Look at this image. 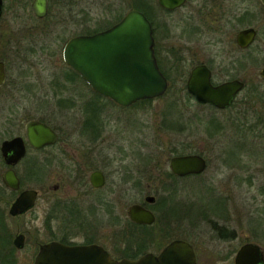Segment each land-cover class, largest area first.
Segmentation results:
<instances>
[{
	"label": "flooded vegetation",
	"instance_id": "af4514ba",
	"mask_svg": "<svg viewBox=\"0 0 264 264\" xmlns=\"http://www.w3.org/2000/svg\"><path fill=\"white\" fill-rule=\"evenodd\" d=\"M42 1L45 7L43 13L37 9L40 3H43ZM98 6L104 9L103 12L93 13L94 8ZM127 7L129 8L125 11ZM132 10L143 13L151 26L155 61L167 81L166 90L158 97L171 91L174 96L183 98L185 113L181 121L182 131L188 128L186 112L190 100L198 106H207L216 112L237 108V105L241 107L240 104H248L254 100L252 99L254 97H258L264 104V76L261 74L264 64L258 68L255 62L257 55L264 56L263 0H0V20L3 17H11V22L18 24L19 20L26 19L22 25L18 24L17 31L23 34L17 44L19 50L24 49L28 54L46 52L53 45L55 47L63 45L64 49L70 39L105 31L119 23ZM63 49L62 60L64 61ZM0 62L3 63L5 72L1 88L7 79V68L2 60ZM66 66L72 74L84 82L92 96L85 105V121L82 125L81 136L71 142L70 138L62 136V131L58 126L38 118H30L24 123L22 135L9 136L8 131L3 133L5 137L0 142V158L6 168L1 174L0 202H6L9 205L7 213L11 218L27 215L34 209L37 200L43 203L39 215L41 219L39 237L41 238L37 244L33 261L39 247L50 242H59L68 246L97 245L114 259L128 258L126 254L136 251L137 256L129 259L138 258L145 254L138 253L140 246H121L120 241L117 245H113V248L122 254V257H117L109 251L106 247V241L112 238L109 226L110 224L118 226L124 224L125 226L117 229L120 232L124 231L122 236L125 237L123 236L122 239L136 240L142 228L149 224L131 220L130 207L140 205L149 210L155 222L157 217L155 205L159 201L152 196V201L146 202V196L144 202L131 203L128 207L125 206V218H122L115 210L114 203L109 197L110 191L138 192L142 189V175L137 174L136 171L138 165L141 167V144L137 148H131L134 159L137 156L136 160H140L138 162L124 163V159L129 155L125 152L124 144L118 146L116 152L109 154L112 156L109 158L103 149L106 145L116 146L114 141L103 134L105 126L104 122L99 120V109L96 102L106 100L108 104L123 114L126 111L124 109H130L131 106L158 97L140 99L126 106L120 105L95 92L78 72L69 65L66 64ZM197 67H200L203 77L208 74V81L213 88L225 83H240V87L231 94L225 106L219 107L211 102L198 101L189 91L188 80L192 71ZM254 75L259 79L257 83L253 82ZM172 85L176 88L171 89ZM221 94L227 95L228 92L224 91ZM177 102L173 100V103L177 104ZM12 118V115L7 114L3 124L6 126L12 123ZM32 120L49 126L55 133V138L50 143L40 146L31 145L25 136V125ZM83 134L85 137L82 136ZM14 137L22 139L25 151L17 162L6 164L1 151L2 143ZM177 145L174 148L169 147L171 154L169 168L173 157L185 155H199L205 161V168L199 173L184 175L175 174L170 168V172L164 176L155 174L152 170V176H155L157 180L155 189L166 190L169 193L167 199L159 203L161 206L166 204V208L174 198L172 193L179 187L183 191L187 189L189 179L202 174L208 166V160L201 151L190 152L188 139L178 142ZM12 153L13 151L8 152L9 155ZM30 157L31 160H28ZM114 159L119 161L113 167V171H116L119 178L112 180L109 184V161H114ZM150 159L152 163V158ZM26 161L32 164L28 169L25 167ZM8 169H13L19 179V187L16 189L3 183L4 172ZM20 170L25 171L26 174L38 175L40 184L37 189L24 187ZM180 180H183L181 185L177 184ZM147 188L150 189L149 184ZM30 189L36 191L33 205L24 212L10 214L9 210L17 197L23 191ZM184 203L182 215L186 218L189 207L186 202ZM4 218V210H0V227H3ZM224 228L220 227L217 232ZM19 235H21V247H17L14 243ZM26 238L23 232H17L9 243L13 248L22 249ZM180 240L188 242L185 239ZM190 245L193 247L192 244ZM161 250L150 253L157 255ZM193 250L195 252L194 247Z\"/></svg>",
	"mask_w": 264,
	"mask_h": 264
},
{
	"label": "rangeland",
	"instance_id": "374dc122",
	"mask_svg": "<svg viewBox=\"0 0 264 264\" xmlns=\"http://www.w3.org/2000/svg\"><path fill=\"white\" fill-rule=\"evenodd\" d=\"M100 6L94 8L93 13L103 12ZM11 21V17L0 20V60L7 68L6 82L0 88V142L6 131L9 136L22 135L24 123L30 118L58 126L62 136L74 142L81 136L85 105L92 97L90 90L62 60L63 45H53L46 52H35L37 54L19 50L17 42L23 33L17 31L18 24L22 25L26 19L19 20L18 24ZM256 58V67L260 68L264 56ZM258 81L254 75L253 82ZM174 88L176 86L172 85L171 89ZM168 93L124 109L123 114L106 100L96 102L99 120L105 126L103 134L116 146H104L107 155L124 144L129 154L124 163L130 161L132 164L140 160H136L137 156L134 159L131 148L141 144V167L138 165L136 171L142 175V189L138 192L110 191L115 210L125 218V206L144 202L146 196L159 201L155 205V222L142 228L136 240L122 239L124 231L118 230L124 224H110L112 238L106 241V247L113 255L122 257L113 248L119 241L121 246H140L138 253H156L172 239H185L195 249L197 264H234L236 250L247 242L258 244L264 254V104L254 97L250 103L240 104L241 107L237 105V108L216 112L190 100L186 112L188 128L182 131L183 98L174 96L171 91ZM173 100H177V104ZM7 114L13 116V121L5 126L3 120ZM186 139L190 152L201 151L208 166L202 174L189 179L187 189L183 191L179 187L174 191V198L166 208V204L159 203L167 199L169 193L155 189L157 180L152 170L163 176L170 172L169 147L174 148ZM118 162L117 159L109 161V184L119 178L113 171ZM31 165L25 162L26 169ZM5 168L0 158V183ZM21 175L24 187L38 188L37 174L23 171ZM177 184H183V180ZM184 202L189 207L186 218L182 215ZM8 207L6 202H0L5 217L0 227V264H31L41 238L39 215L43 203L37 200L31 212L18 218L8 215ZM220 227L225 228L217 232ZM17 232L27 236L22 249L13 248L9 243Z\"/></svg>",
	"mask_w": 264,
	"mask_h": 264
},
{
	"label": "water",
	"instance_id": "95a60500",
	"mask_svg": "<svg viewBox=\"0 0 264 264\" xmlns=\"http://www.w3.org/2000/svg\"><path fill=\"white\" fill-rule=\"evenodd\" d=\"M37 9L43 13L44 2ZM63 59L95 92L120 105L158 97L167 88V81L153 54L150 23L139 11H129L119 23L105 31L70 39L63 49ZM261 74L264 76V68ZM4 79L3 63L0 62V85ZM239 87L237 82L211 87L208 74L203 77L200 67L192 71L188 80L189 91L198 101L211 102L219 107L225 106ZM224 91L228 94L222 95ZM25 136L31 145L40 146L50 143L56 135L46 124L32 120L25 125ZM1 151L5 163L14 164L25 151L22 139L14 137L4 141ZM10 151H13L12 155L8 154ZM170 168L179 175L199 173L204 170L205 161L199 155L175 156L170 161ZM2 180L10 188L19 187L13 169L6 170ZM35 195V190L23 191L12 204L10 214L24 212L32 206ZM152 199V196L146 197L147 201ZM129 217L138 223L151 224L154 221L153 214L140 205L130 207ZM14 243L17 247L22 246L21 235ZM32 264H197V261L193 247L186 241L175 239L159 254L148 252L135 259H114L97 245L68 246L50 242L39 247ZM234 264H264L263 251L258 244L245 243L237 250Z\"/></svg>",
	"mask_w": 264,
	"mask_h": 264
},
{
	"label": "trees",
	"instance_id": "16d2710c",
	"mask_svg": "<svg viewBox=\"0 0 264 264\" xmlns=\"http://www.w3.org/2000/svg\"><path fill=\"white\" fill-rule=\"evenodd\" d=\"M135 252H136V251H135ZM135 252H134V253H130V252H129V253L126 254L125 256L128 257V258H134L135 256H137V253H135Z\"/></svg>",
	"mask_w": 264,
	"mask_h": 264
}]
</instances>
